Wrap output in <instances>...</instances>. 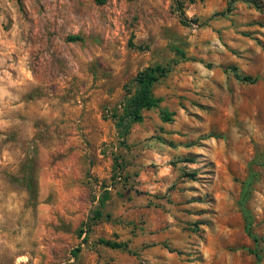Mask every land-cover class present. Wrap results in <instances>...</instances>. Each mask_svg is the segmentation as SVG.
Wrapping results in <instances>:
<instances>
[{
	"label": "rangeland",
	"instance_id": "obj_1",
	"mask_svg": "<svg viewBox=\"0 0 264 264\" xmlns=\"http://www.w3.org/2000/svg\"><path fill=\"white\" fill-rule=\"evenodd\" d=\"M0 264H264V0H0Z\"/></svg>",
	"mask_w": 264,
	"mask_h": 264
},
{
	"label": "trees",
	"instance_id": "obj_2",
	"mask_svg": "<svg viewBox=\"0 0 264 264\" xmlns=\"http://www.w3.org/2000/svg\"><path fill=\"white\" fill-rule=\"evenodd\" d=\"M97 3H101L102 0H94ZM231 72L233 73L234 77L243 82L248 84L255 83V79H252L250 77H240L236 74L234 68H230ZM168 68L166 67H160V66H151L146 67L143 70L137 72L132 79V83L134 85L133 93L130 96V98L127 101V106L125 107L122 116L118 117V121H125L126 123H132V122H139L141 120L140 112L142 110H148L151 108H155L159 102V99L154 98L151 93V87L152 85L157 82L160 78H163L165 74L168 72ZM115 118V116H112ZM170 114H167L166 112H162L161 114V121L162 122H168ZM250 177L248 181L245 183V186L241 193V200H240V206L242 208L244 217H245V230L249 237H252L249 231V222H248V216L243 208L244 201L247 197L248 193V187L251 184V180L253 178V174H249ZM107 199L106 196H104L103 199L99 201V209H102L104 200ZM95 215L97 217H100L99 210L95 212ZM99 244L109 247L112 249H120L122 251H127V245L125 243H119V242H110L107 240H99ZM256 257V256H255ZM256 259H258L256 257Z\"/></svg>",
	"mask_w": 264,
	"mask_h": 264
}]
</instances>
